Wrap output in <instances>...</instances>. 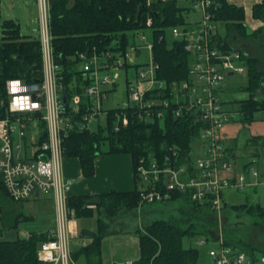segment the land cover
<instances>
[{
    "label": "built area",
    "instance_id": "obj_1",
    "mask_svg": "<svg viewBox=\"0 0 264 264\" xmlns=\"http://www.w3.org/2000/svg\"><path fill=\"white\" fill-rule=\"evenodd\" d=\"M166 1L145 0V5L152 7ZM188 1L190 6L185 11H193L197 17L189 19L187 24L168 28V36L192 56L190 81L169 84L168 88L174 92L171 97L177 103L170 106L172 100L162 93L167 88L166 83L156 77L159 65L154 60V43L147 31L152 27L151 17L146 18L144 27L136 32L135 43L128 45L124 52L80 53L79 69L87 84L83 94L68 97L52 52L50 2L37 0L42 80L25 83L11 78L5 83L8 102L7 113L0 119V181L7 195L16 202L34 193L52 194L54 198L56 225L47 231L52 239L41 244L37 251L39 261L70 263L67 227L74 212L66 207L71 182L64 178L61 163L63 140L75 122L88 130L93 121L101 118L99 125L105 126L107 115L118 110L111 122L112 130L118 131L128 124L129 118L135 116L140 122H153L162 119L166 110L171 109L174 117L191 113L202 124L195 139L199 151L191 152L188 164L177 165L175 160L179 153L176 151L172 158L165 157L160 164L155 157L139 160L133 171L141 184V203L166 201L172 193L181 192L219 212L224 206L223 192L227 188L238 190L248 185L242 173L233 177L223 174L231 167L222 141V129L236 114L221 103V90L229 73L244 75L246 68L239 51L220 47L213 41L215 0ZM142 48L148 54L147 60L140 64L136 59ZM121 84L123 88L119 89ZM118 90H121V100L104 109L107 96ZM41 122L47 131L45 140L39 143ZM249 174L258 177L254 169ZM28 236L29 233H22V237ZM206 242L202 238L196 245L203 248ZM206 253L211 264H264V256L251 257L225 246L221 240Z\"/></svg>",
    "mask_w": 264,
    "mask_h": 264
},
{
    "label": "trees",
    "instance_id": "obj_2",
    "mask_svg": "<svg viewBox=\"0 0 264 264\" xmlns=\"http://www.w3.org/2000/svg\"><path fill=\"white\" fill-rule=\"evenodd\" d=\"M49 2L53 57L60 67L62 85L68 97L76 93L83 94L87 84L79 69L80 53L90 55L95 52L101 55L109 50L124 52L128 45L135 43L136 32L144 27L146 18L151 17L152 27L147 31L154 43V60L159 65L156 77L166 83L167 88L162 93L172 100L169 102L170 106L177 105L175 99L171 97L174 92L168 88L169 84L189 82V67L192 61V56L183 46L172 42L168 36V28L184 25L189 21L186 9L178 4V0L158 2L152 7H146L145 0H49ZM215 4L217 9L213 12V41L220 47L239 51L242 64L246 68V83L238 88V91L246 93L247 97L231 100L229 103L232 107L226 109L236 112L232 121L247 125L255 121L254 115L258 112L263 114L264 119V54L258 52L255 56H249L250 53L233 48L231 44L235 45L237 40H242L250 43L258 41L264 46V1L252 8V17L260 20L263 25L250 32L244 23V11L241 7L237 8L226 0H215ZM220 27L223 28L224 34H221ZM1 28L0 119H3L7 113L8 102L6 81L11 78H19L25 83L41 81L43 63L38 36L34 38L22 35L19 23L14 20L3 21ZM221 103H227L222 95ZM166 111L162 119L148 123L138 121L135 116L129 118L128 124L118 131H113L111 126L113 115L118 110L110 112L106 117L105 126L97 125L95 131L87 130L75 122L63 140V156L77 157L82 174L86 177L93 175L94 160L100 154H129L133 170L140 159L148 161L155 157L160 164L163 158H172L173 151L179 153L178 159L175 160L177 165L188 164L202 124L197 122L191 113L174 117L171 109ZM45 131L46 126L41 122L39 143L45 140ZM254 140L256 139L252 138L251 141L255 143ZM134 180L135 189L130 192L110 191L96 196L67 197V209L72 210L76 218H95L96 226L94 230L83 228L80 231L79 240L85 239L90 242L82 245L74 253L69 264L77 261L78 257H85L88 264H94L92 260L100 258L101 241L113 233L110 224L121 212L134 211L139 217L138 209L145 204H166L175 201H181L188 206L184 211L181 210L183 217L176 220L156 219L146 224L144 229L142 227H140L142 230L137 229L139 257L130 264H200L202 247L196 245V238L198 236L201 239L205 238L206 246L213 244L210 241L212 239L204 234V229L199 230L204 222L199 213L203 210L210 211L209 205L193 201L188 194L181 192L172 193L171 198L166 201L141 203L139 182L135 176ZM158 186L157 184L154 188ZM3 197L13 201L0 181V207L4 203ZM90 203L95 205V208H89ZM247 207L251 206L241 204L238 208ZM255 208L258 216L264 217V207L257 205ZM200 221L202 222L199 223ZM200 224L202 225L199 226ZM13 225L16 228L17 222H13ZM51 239L47 232L33 231L29 232L28 237L18 236L10 241L0 240V264H52L36 259L41 244ZM186 240L190 241L187 245ZM223 244L237 249L233 242L223 241ZM240 251L248 253L251 257L264 256V251L258 253L259 250L256 248H244Z\"/></svg>",
    "mask_w": 264,
    "mask_h": 264
},
{
    "label": "crops",
    "instance_id": "obj_3",
    "mask_svg": "<svg viewBox=\"0 0 264 264\" xmlns=\"http://www.w3.org/2000/svg\"><path fill=\"white\" fill-rule=\"evenodd\" d=\"M226 1L237 8L241 7L243 9L244 23L247 25L246 27L249 32L263 25L260 20H256L252 17V8L255 4L261 3L264 0ZM235 45H239V40L235 42ZM235 45L231 44V47L240 48V50H242L243 45L238 47ZM243 52L246 51L243 50ZM261 124L263 126H257L254 121L247 125L241 122L231 121L222 129V138L225 141L227 161L231 167L228 173L223 174L228 177H233L242 173L245 175L248 184L244 188L238 190L227 188L223 192L225 206H227V201L229 200L234 204L245 201L246 203L243 204H256L259 205V207H264V146H260L258 143L256 144L251 141L252 138L264 136V119H262ZM248 146L252 148L253 152L245 159L240 153ZM258 148L261 149L262 158L258 157ZM237 162H239V164H236ZM251 169L258 172V177L249 174ZM132 170L133 164L129 154H100L94 160L93 175H89L88 177L82 174L80 161L77 157H63L61 163V171L64 178L71 182V190L68 196H96L109 193L110 191H133L135 189V180ZM240 191L242 194H239ZM249 191L255 192V194L249 197ZM250 198H252V203H249L250 201L248 202ZM8 201L10 204H13L12 210L8 212L12 214L10 218H12L13 222H17L19 225L22 221H31V225L28 227L29 229L24 230L23 233L33 231L47 232L55 227L56 210L52 194L34 193L23 201ZM22 202L32 203V205H34L30 214L23 210V207H18ZM1 207L4 208V206ZM88 207L95 208V205H91L90 203ZM121 223L120 218H117L110 224V230L113 231V233L103 238L101 241L100 258H97V260L94 258L92 263L121 264L138 259L139 238L137 229L134 226L135 223H133L131 227H126ZM137 226H139L138 223ZM95 227V218L82 219L73 216L69 219L67 230L69 236L70 261L74 253H76L83 244L90 242V240L85 239L79 240L80 231L83 228L94 230ZM73 264H88V260L85 257H78V260L73 262Z\"/></svg>",
    "mask_w": 264,
    "mask_h": 264
},
{
    "label": "rangeland",
    "instance_id": "obj_4",
    "mask_svg": "<svg viewBox=\"0 0 264 264\" xmlns=\"http://www.w3.org/2000/svg\"><path fill=\"white\" fill-rule=\"evenodd\" d=\"M178 4L183 8H189L190 3L188 0H178ZM38 6L37 0H0V34L2 33V23L5 20H14L20 25V32L22 35L31 36L37 38L39 33L38 27ZM189 19H193L197 17V14L193 11L188 12ZM221 34H224L223 28L220 27ZM1 36V35H0ZM242 50H245L247 53H250L249 56H255L256 53L260 52L264 54V46L261 45L260 42L256 41L253 43L247 41L239 40V45L242 46ZM148 52L146 49L142 48L141 55L136 59L137 63L143 64L147 60ZM263 69H264V61H263ZM246 83V74H234L225 80L222 87V98L226 101V104H223L225 108H230L232 105L229 103L233 99H241L246 98L247 94L244 92L238 91V88L242 87ZM123 88V84L120 85L119 89ZM121 90L117 92L110 93L105 101L103 102V108L106 109L112 104H116L121 100ZM236 111V110H235ZM236 113V112H235ZM263 114L258 112L254 115V119L257 126H263L262 122ZM152 122V120H149ZM102 123V119L100 118L98 121H93L89 128L93 131L97 130V125ZM255 143L260 146H264V136L255 137ZM225 144L224 139H222ZM229 143V142H228ZM254 143V142H253ZM198 142L193 145V153L199 151L197 149ZM259 155L258 157L262 158L263 155L260 152L261 149L258 148ZM243 152V153H242ZM240 155L242 157L249 156L252 153V148L245 147ZM257 152V151H256ZM236 164H239L237 162ZM257 165V164H256ZM141 187V184H138ZM239 194H242L240 191ZM255 192H248L249 197L253 196ZM3 206L0 207V240L9 241L15 240L18 236H22L24 230L29 229V225H31V221H22L19 225L17 224V228H14L13 220L10 218L8 212H10L13 208V204L3 197ZM250 201V202H249ZM249 203H252V198L248 200ZM246 203L238 202L234 204L233 202L227 201V206H223V208L218 212L210 209V211H204L199 213V217L204 218L203 225L199 230L204 229V234L209 236L210 240L213 244H209L200 249V264H211V259L207 256V249L215 245V243L219 240L233 242L237 249L243 250L244 248H256L259 251L258 253L264 251V217L258 216V212H256L255 206L256 204H251L247 208H238L239 205ZM22 205V206H21ZM234 205V206H233ZM238 206V207H236ZM259 206V205H258ZM18 207H23V210L30 214L34 208L32 203H20ZM188 206L181 203V201L170 202L166 204H145L138 209L139 217L134 213V211H123L119 214L117 218H120L121 224L126 227L133 226L135 223L136 229H144V226L152 222L156 219H180L183 217V212L187 209ZM206 220V223H205ZM200 221L199 223H201ZM137 223L139 226H137ZM141 229V230H142ZM201 239L200 236L196 238ZM191 241V239H190ZM189 240L185 241V245L190 243ZM194 241V240H193ZM192 241V244H193Z\"/></svg>",
    "mask_w": 264,
    "mask_h": 264
},
{
    "label": "water",
    "instance_id": "obj_5",
    "mask_svg": "<svg viewBox=\"0 0 264 264\" xmlns=\"http://www.w3.org/2000/svg\"><path fill=\"white\" fill-rule=\"evenodd\" d=\"M232 74L231 73H229V76H231ZM65 101V100H64Z\"/></svg>",
    "mask_w": 264,
    "mask_h": 264
},
{
    "label": "clouds",
    "instance_id": "obj_6",
    "mask_svg": "<svg viewBox=\"0 0 264 264\" xmlns=\"http://www.w3.org/2000/svg\"><path fill=\"white\" fill-rule=\"evenodd\" d=\"M18 83V82H17Z\"/></svg>",
    "mask_w": 264,
    "mask_h": 264
}]
</instances>
